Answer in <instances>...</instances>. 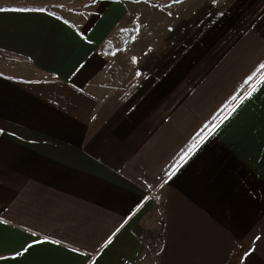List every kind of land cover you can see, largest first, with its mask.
<instances>
[{"label":"crops","instance_id":"1","mask_svg":"<svg viewBox=\"0 0 264 264\" xmlns=\"http://www.w3.org/2000/svg\"><path fill=\"white\" fill-rule=\"evenodd\" d=\"M60 1L0 0V264H264V0Z\"/></svg>","mask_w":264,"mask_h":264},{"label":"rangeland","instance_id":"2","mask_svg":"<svg viewBox=\"0 0 264 264\" xmlns=\"http://www.w3.org/2000/svg\"><path fill=\"white\" fill-rule=\"evenodd\" d=\"M92 0H62L60 2H52L47 4L40 5L39 8H44L48 10H52L55 12H60L65 16V18H70L76 13L83 12L84 9L88 8L91 5ZM0 59H2L0 57ZM18 63V62H17ZM159 200H157V203ZM158 207H160V202L158 203ZM160 211V209L158 208ZM161 218L159 219V225L157 226L154 232H151L145 236L144 244L146 245L149 256H150V263L154 264L156 262L158 252L160 250V240H162L161 236Z\"/></svg>","mask_w":264,"mask_h":264},{"label":"snow or ice","instance_id":"3","mask_svg":"<svg viewBox=\"0 0 264 264\" xmlns=\"http://www.w3.org/2000/svg\"><path fill=\"white\" fill-rule=\"evenodd\" d=\"M178 2V0H177ZM4 9H0V11H3ZM14 11H33L32 9H13ZM262 68H264V65H261ZM255 91V90H254ZM252 93H249V96H251ZM232 99H235V97H233ZM232 111H235V108L232 109ZM231 114V113H230ZM41 241H34V243H40ZM107 243H111V239H109V241H107ZM32 245H28L24 251H27L29 247H31Z\"/></svg>","mask_w":264,"mask_h":264},{"label":"trees","instance_id":"4","mask_svg":"<svg viewBox=\"0 0 264 264\" xmlns=\"http://www.w3.org/2000/svg\"><path fill=\"white\" fill-rule=\"evenodd\" d=\"M159 243H160V246H162V244H163V241H162V240H160V242H159Z\"/></svg>","mask_w":264,"mask_h":264}]
</instances>
